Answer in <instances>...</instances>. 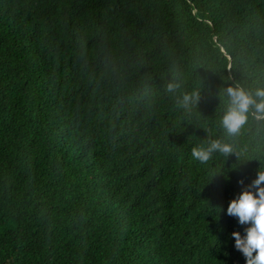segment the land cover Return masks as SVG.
Instances as JSON below:
<instances>
[{
	"label": "trees",
	"instance_id": "obj_1",
	"mask_svg": "<svg viewBox=\"0 0 264 264\" xmlns=\"http://www.w3.org/2000/svg\"><path fill=\"white\" fill-rule=\"evenodd\" d=\"M237 83L264 88V0H0V264H246L226 213L264 119L228 135Z\"/></svg>",
	"mask_w": 264,
	"mask_h": 264
},
{
	"label": "clouds",
	"instance_id": "obj_2",
	"mask_svg": "<svg viewBox=\"0 0 264 264\" xmlns=\"http://www.w3.org/2000/svg\"><path fill=\"white\" fill-rule=\"evenodd\" d=\"M177 87L179 86L176 84H169L167 91L174 92ZM225 92L230 100V106L221 124L228 135H238L247 123L249 115L258 120L264 119V88H258L252 92L237 83L228 87ZM198 99L199 96L196 93L185 94L179 103L187 108L198 102ZM214 152L228 156L233 153V147L228 143L215 140L207 148L192 150L194 158L201 162L208 161ZM248 187L256 191H242L239 199H233L229 203L226 214L237 217L241 225H249L244 237H241L239 232L232 233L234 247L245 257L246 264H264V171L258 172L257 178Z\"/></svg>",
	"mask_w": 264,
	"mask_h": 264
}]
</instances>
